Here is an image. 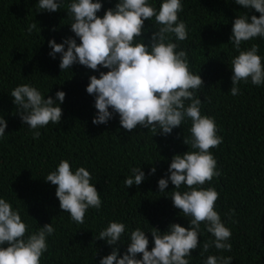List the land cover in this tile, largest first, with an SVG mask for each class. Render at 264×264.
I'll list each match as a JSON object with an SVG mask.
<instances>
[{"label":"trees","instance_id":"1","mask_svg":"<svg viewBox=\"0 0 264 264\" xmlns=\"http://www.w3.org/2000/svg\"><path fill=\"white\" fill-rule=\"evenodd\" d=\"M72 2L60 0V9L49 13L40 12L39 0H0V116L7 121L5 135L0 137V199L18 210L22 222L28 225L25 239L45 224L54 227L40 264H100L114 247L97 240L110 222L125 224L118 246V258H122L135 229L145 232L151 251L152 228L161 233L171 224L189 228L192 219L174 207L171 192L175 186L170 180L164 192L158 188V181L170 176L168 168L175 155L198 151L183 142V138L191 136L192 121L186 118L167 136L158 134L159 129L154 132L139 126L128 132L121 127L118 114L107 124L93 125L97 113L95 96L89 95L86 88L91 76L99 78L100 72L107 73L109 69L93 71L77 63L62 71L61 54H56L55 59L49 56L51 40L60 44L71 37L80 44L71 31L73 18L68 6ZM100 2L103 7L97 16L103 18L118 0ZM163 2L148 0L157 11ZM181 3L179 20L186 23L188 38L179 41L170 35V42L178 45L177 52H187L190 71L200 74L204 81V86L195 90V96L202 101L201 115L214 119L216 134L222 137V143L210 149L220 175L197 187L214 188L219 193L214 210L232 233L227 241L231 251L212 246L203 252V244L215 238L202 222L200 244L186 259L189 264H205L209 256H223L231 257V264H264V84L253 85L249 78L238 85V95L230 94L231 62L239 55L230 43L233 22L241 15H248L249 20L253 15L259 18L260 13L245 9L235 0ZM32 24L36 27L29 32ZM159 27L154 17L145 21L143 35L135 38L136 42L148 45ZM253 45L258 46L257 54L264 65V38L242 42L240 51ZM24 84L35 87L46 99H55L58 91L66 94L64 102L57 101L56 105L63 113L60 123L50 122L39 128L36 139L33 130L22 123L20 110L10 96L15 87ZM61 160L70 163L73 173L79 167L88 170L90 183L100 193L101 208H89L83 224H77L70 213L61 210L57 186L45 181ZM153 167L156 172L149 175ZM133 168H141L145 180L139 186L126 188L124 180L131 176ZM178 190L189 189L182 184ZM137 259H142V254Z\"/></svg>","mask_w":264,"mask_h":264},{"label":"clouds","instance_id":"2","mask_svg":"<svg viewBox=\"0 0 264 264\" xmlns=\"http://www.w3.org/2000/svg\"><path fill=\"white\" fill-rule=\"evenodd\" d=\"M235 3L245 9H254L260 16L253 15L249 20L248 15H241L233 22L230 43L239 55L231 62L232 96L239 94L241 81L247 83L250 78L253 85L264 84V65L257 54L258 46L240 51L242 42L255 37L264 38V0H235ZM38 7L42 10L40 12H57L60 0H39ZM102 7L100 0H74L68 6V14L73 18L71 31L79 38L80 44L71 37L60 44L55 40L48 42L52 49L50 57L55 59L56 54H61L59 67L62 71L77 63L93 71H99L101 67L109 69L107 73L100 72L99 78L91 76L86 88L89 95L95 96L97 113L93 125L107 124L114 114H118L121 127L128 132L139 126L154 132L159 129L158 134L167 136L174 128L181 127L187 118L192 121L191 136L183 138V142L198 151L175 155L168 168L170 176L158 181L160 193L168 187L169 180L175 186L171 200L174 207L192 217L190 227L171 224L164 233L152 228L154 247L151 251H148L149 240L145 232L137 228L131 232L126 254L118 258L125 224L110 222L97 240L114 247L100 264H189L186 257L200 244L202 222L215 238L203 244V252L212 246L231 251L232 246L227 243L231 230L214 210L219 193L214 188L197 187L220 175L210 149L218 147L222 137L216 134L214 119L201 115L202 101L195 96V90L203 87L204 81L200 74L194 75L190 71L187 52H177L178 45L170 42V35L179 41L188 38L187 25L179 20V13L183 11L181 0H164L158 11L148 0H118L115 8L108 9L100 18L97 13ZM153 17L161 25L159 30L152 33L148 45L136 42L135 38L143 35L144 22ZM35 27L32 24L29 32ZM65 95L58 91L55 99H46L28 84L17 86L10 93L14 105L20 110L18 114L22 123L33 130L34 139L40 136L39 128L50 122L60 123L63 113L59 104L56 105L57 101L64 102ZM186 102H189L187 106ZM6 128L7 121L0 116V137L5 135ZM131 172V176L124 180L126 188L139 186L145 180L141 168H133ZM155 172L153 167L149 175ZM91 180L90 172L84 167L73 173L67 160H61L58 168L45 179L57 186L56 197L61 210L70 213L77 224L84 223L89 208L99 210L102 205L100 193ZM182 184L189 190L179 191ZM27 230L28 225L22 222L18 210L14 211L10 203L0 199V264H40L42 255L48 250L47 238L55 229L51 223L45 224L25 239ZM138 254H142V259H137ZM231 260V257L209 256L205 264H231Z\"/></svg>","mask_w":264,"mask_h":264}]
</instances>
